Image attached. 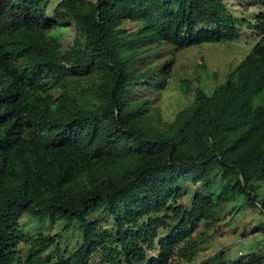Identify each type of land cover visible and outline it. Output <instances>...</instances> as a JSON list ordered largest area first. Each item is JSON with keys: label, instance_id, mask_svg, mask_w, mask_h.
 Returning a JSON list of instances; mask_svg holds the SVG:
<instances>
[{"label": "trees", "instance_id": "1", "mask_svg": "<svg viewBox=\"0 0 264 264\" xmlns=\"http://www.w3.org/2000/svg\"><path fill=\"white\" fill-rule=\"evenodd\" d=\"M48 2L0 0V264H180L197 251L194 232L237 195L264 226V9L250 22L226 0H59L50 13ZM68 19L76 46L62 52L58 29ZM123 19L175 50L237 39L245 24L258 39L210 94L196 87L193 104L151 131L141 123L147 100L127 99L149 71L130 72L136 50L125 48ZM73 76L92 79L81 102ZM47 81L60 87L57 102ZM189 182L188 205L180 199ZM25 212L60 217L64 227L77 220L80 245L68 257L49 254L60 234L25 236ZM198 264H264V253L231 260L222 247Z\"/></svg>", "mask_w": 264, "mask_h": 264}, {"label": "rangeland", "instance_id": "2", "mask_svg": "<svg viewBox=\"0 0 264 264\" xmlns=\"http://www.w3.org/2000/svg\"><path fill=\"white\" fill-rule=\"evenodd\" d=\"M58 2L59 0H49L46 4L48 13ZM226 3L235 15L250 22L254 21L258 11L264 9V0H226ZM61 24L65 28L58 29L61 38L60 50L67 52L76 46L78 30L72 19L63 20ZM139 25V20L131 19H123L119 25L122 29L120 33L128 37L125 42L127 52L136 50L134 56L137 60L130 67V72L149 71L133 85L127 99L131 102L147 100V109L143 113L141 123L151 131L165 129L182 109L193 104L196 87H201L210 94L258 39L254 29L245 24L239 27L237 39L202 42L175 50L166 42L150 41L145 33L137 30ZM131 43L134 45L130 46ZM91 80L84 76H73L69 79L68 86L79 97L80 102ZM47 84L49 92L56 99L60 87L51 81H47ZM219 176L218 172L211 189L213 196L220 191L224 181ZM186 187L187 192L180 201L189 205L190 192L196 185L189 182ZM257 190L259 197L264 196V179L257 182ZM91 217L100 218L104 228L114 227L113 219L108 213L94 212ZM143 220L145 217L142 218ZM167 222L170 220L168 219ZM80 227L77 220L69 222L64 227L62 218L44 213L34 216L25 212L19 219V230L25 236L38 233L60 234L58 242L47 249V252L53 256L62 253L68 257L77 249L82 241ZM167 231L166 227L160 228L158 237L165 235ZM192 238L197 245V251L191 260L177 258L180 264H198L222 247L227 248L231 260L245 258L255 251L264 253L263 215L257 207L249 205L245 196L237 195L225 204L217 222L207 228L196 230ZM18 248L24 253L25 246L22 242L18 244ZM157 252V247L147 249L149 256Z\"/></svg>", "mask_w": 264, "mask_h": 264}]
</instances>
